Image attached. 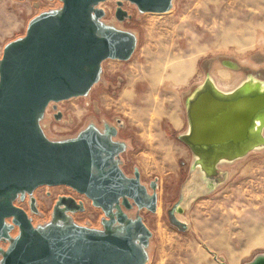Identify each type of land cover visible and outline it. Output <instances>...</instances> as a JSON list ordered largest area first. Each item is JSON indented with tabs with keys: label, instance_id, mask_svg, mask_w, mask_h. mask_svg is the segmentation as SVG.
I'll return each mask as SVG.
<instances>
[{
	"label": "rangeland",
	"instance_id": "rangeland-1",
	"mask_svg": "<svg viewBox=\"0 0 264 264\" xmlns=\"http://www.w3.org/2000/svg\"><path fill=\"white\" fill-rule=\"evenodd\" d=\"M117 3L97 4L105 11L100 21L133 33L136 50L128 60H104L100 80L87 94L51 102L42 120L46 136L66 140L90 126L102 133L116 129L112 138L123 143L120 166L127 175L138 170L147 192L157 196L156 211L136 204L125 209L152 231L145 264H245L264 254V148L218 167L214 176L227 171V180L210 191L206 183L207 191L192 198L183 214L177 213L189 222L186 229L169 218L193 170V154L179 139L187 128L184 94L207 75L225 90L247 75L264 79V0H173L172 8L162 13L143 12L123 0L129 13L123 20L115 15ZM61 5L62 0H0V57L8 42L26 34L32 18ZM171 20L185 24L172 32ZM240 103L245 100L220 104L202 96L195 107L199 135L232 134L240 124L235 119L243 111L234 109ZM69 193L84 200L86 209L69 211L63 220L103 228L102 209L67 185L36 188L35 211L30 193L16 203L35 226L47 225L56 216L63 218L56 206ZM18 234L16 227L11 235ZM10 243L6 239L1 245L6 249Z\"/></svg>",
	"mask_w": 264,
	"mask_h": 264
},
{
	"label": "water",
	"instance_id": "water-1",
	"mask_svg": "<svg viewBox=\"0 0 264 264\" xmlns=\"http://www.w3.org/2000/svg\"><path fill=\"white\" fill-rule=\"evenodd\" d=\"M102 1L105 0H62L59 8L32 18L26 34L8 42L0 57V264H145L147 261L146 246L152 231L140 216L130 218L125 209L136 204L156 211L157 196L147 192L138 170L134 177H129L119 159H115L112 135L116 129L102 133L90 126L74 138L52 140L42 126L51 102L87 94L100 80L104 60H128L136 50L133 33L100 21L105 11L97 4ZM129 1L143 12L162 13L172 8L173 0ZM117 2L116 16L123 20L129 13L123 7V0ZM210 84L207 80L204 88L195 85L184 94L190 132L187 139L184 132L179 133V139L192 149L193 144L202 145L200 142H208L206 146L211 148L218 145L211 140L229 137L224 141L227 142L248 136L250 121L264 109V91L222 99L209 90ZM204 95L220 104L248 98L244 111L235 119L240 124L232 134L225 130L199 135L195 107ZM241 104L235 106L236 112ZM117 144L123 151V143ZM217 169L216 165L210 175L214 176ZM43 185H67L85 195L104 212L103 228L63 220L67 215L65 210L86 209L84 200L73 196L61 197L56 206V212L63 218L56 217L64 222L55 219L47 225L35 226L28 211L15 201L18 197L24 199L26 193L34 196V190ZM179 204L180 201L169 210V218L174 225L186 229L187 223L175 214ZM32 209H37L35 204ZM16 227L19 234L13 237L11 232ZM6 239L11 243L5 249L1 242ZM245 264H264V254Z\"/></svg>",
	"mask_w": 264,
	"mask_h": 264
},
{
	"label": "bare ground",
	"instance_id": "bare-ground-1",
	"mask_svg": "<svg viewBox=\"0 0 264 264\" xmlns=\"http://www.w3.org/2000/svg\"><path fill=\"white\" fill-rule=\"evenodd\" d=\"M194 15L195 13L193 14V16ZM193 21L194 20H190L189 24H191ZM171 22L174 24L172 32H177L185 24V21L178 25L175 24L176 20L175 21L171 20ZM224 63L229 65L231 64L230 60H225ZM232 64L234 65V63ZM207 80L211 81V84L208 86L209 90L222 99L232 98L239 94L245 95L247 93H252L254 91H259V92L264 91V79H259L257 81L253 77H250L249 75H247V77L235 88L226 89V90L219 88L215 83L216 81H214L210 75H207L205 79L200 84L197 85L198 89L204 88ZM240 100H248V98H241ZM220 102L229 103L224 101H220ZM244 108L245 105L241 104L239 112L244 111ZM263 126H264V109H261L254 115V117L250 121V126L247 131V133L249 134L248 136L243 135L242 137L233 140L231 139L230 141L227 142L224 141L230 139L229 137L211 140L209 142L218 143V145H212L211 148L210 147L208 148L206 146L208 142L198 143V144H202L200 146L193 144L194 149H192L187 145L193 154V170H192L193 175L191 174L190 180L189 182H187L188 184H186L187 186H185L184 189V196L180 201L179 206L175 210V214L177 217H178L177 215L178 212L183 214L186 211L185 208L190 205L192 198L196 197L200 193L207 191V189L208 191H210L211 189L218 187L227 180L228 178L227 171H221V174L218 178H216L213 175H210L211 172L213 171V167H215L216 165L219 167L221 164L234 162L236 160L246 157L252 151L260 150L264 148ZM183 132H184V137L187 139L186 134L190 132V128L188 129L187 127L186 130ZM245 137L246 139L244 141H241ZM219 143H221L222 145ZM254 145H257V147H255L251 151H248ZM206 183H207V189H205ZM30 200H31V204L34 205L33 203L35 201V198L33 195L30 198ZM179 207H182L183 211H181ZM65 211L67 216H69L70 213L67 210ZM56 219L58 222H60L61 220V219L58 220L59 218L57 217ZM181 220L185 221L184 219ZM185 222L189 226V222L187 221ZM119 226H120L119 228H121L122 225Z\"/></svg>",
	"mask_w": 264,
	"mask_h": 264
},
{
	"label": "flooded vegetation",
	"instance_id": "flooded-vegetation-1",
	"mask_svg": "<svg viewBox=\"0 0 264 264\" xmlns=\"http://www.w3.org/2000/svg\"><path fill=\"white\" fill-rule=\"evenodd\" d=\"M117 9V8H116ZM116 9H115V15H116ZM112 140L114 141V155H115V159L117 160V158L120 156V154H121V148H122V146L121 145H118L117 144V140H114L113 138H112ZM127 175V174H126ZM135 175V174H134ZM134 175H127V176H129V177H134ZM68 187H70V186H68ZM71 188V187H70ZM71 189H73V188H71ZM73 191L76 193V194H80L79 192H77L75 189H73ZM80 195H82V194H80ZM63 196H72V194H63L61 197H63ZM35 198V197H34ZM29 201V200H28ZM16 202V201H15ZM31 203V200H30V202H29V204ZM36 203V200L34 201V203L33 204H35ZM17 204V203H16ZM31 205V204H30ZM37 208V207H36ZM38 209V208H37ZM65 220H68V218H66ZM81 225V224H80Z\"/></svg>",
	"mask_w": 264,
	"mask_h": 264
},
{
	"label": "crops",
	"instance_id": "crops-1",
	"mask_svg": "<svg viewBox=\"0 0 264 264\" xmlns=\"http://www.w3.org/2000/svg\"><path fill=\"white\" fill-rule=\"evenodd\" d=\"M172 123H173V122H172ZM173 125H174V128H177L176 125H175L174 123H173Z\"/></svg>",
	"mask_w": 264,
	"mask_h": 264
},
{
	"label": "built area",
	"instance_id": "built-area-1",
	"mask_svg": "<svg viewBox=\"0 0 264 264\" xmlns=\"http://www.w3.org/2000/svg\"><path fill=\"white\" fill-rule=\"evenodd\" d=\"M86 197V196H85Z\"/></svg>",
	"mask_w": 264,
	"mask_h": 264
}]
</instances>
